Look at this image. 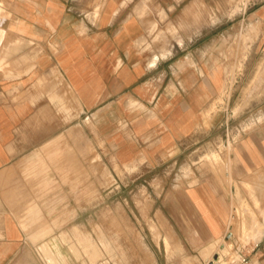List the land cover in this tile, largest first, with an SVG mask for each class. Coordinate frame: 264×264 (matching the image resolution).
Returning a JSON list of instances; mask_svg holds the SVG:
<instances>
[{
	"label": "crops",
	"instance_id": "crops-1",
	"mask_svg": "<svg viewBox=\"0 0 264 264\" xmlns=\"http://www.w3.org/2000/svg\"><path fill=\"white\" fill-rule=\"evenodd\" d=\"M219 1L231 6L0 0V264H102L99 225L90 231L74 209L80 192L101 189L102 160L177 165L190 144L222 125L220 117L229 119L244 80L264 78V0L239 12L241 26H207L186 48L160 41L174 16ZM246 22L257 32L247 57L239 33ZM255 116L235 145L232 173L253 176L254 212L264 208V109ZM236 185L210 181L179 195L194 208L189 222L203 224L197 244L205 253H214L232 205H246ZM257 245L252 264H264V233Z\"/></svg>",
	"mask_w": 264,
	"mask_h": 264
},
{
	"label": "rangeland",
	"instance_id": "rangeland-1",
	"mask_svg": "<svg viewBox=\"0 0 264 264\" xmlns=\"http://www.w3.org/2000/svg\"><path fill=\"white\" fill-rule=\"evenodd\" d=\"M230 2L229 8L219 1L213 7L198 5L195 14L174 16V24L169 20L160 28V41L165 45L177 41L186 48V40L203 34L207 26H241L243 16L239 12L253 1ZM251 26L246 22L244 30L239 31L245 57L253 54L249 45L257 35ZM246 69L250 70L246 74L252 75L254 65L248 64ZM262 71L264 75V68ZM241 87L244 93H235L228 107L229 119L220 117L218 124L223 121L222 125L190 144L191 149L184 151L177 165L164 160L159 164L122 166L115 159L102 160L101 189L80 192L76 203L81 205L74 208L84 215V225L90 231L99 225L102 264H234L241 252L250 253L252 259L253 249L264 233V208L256 206L254 212L249 205L253 199L258 204L252 190L253 176L236 180L232 173L237 165L235 145L253 129L252 119L264 109V95L257 94L264 91V78L255 83L247 78ZM222 103L223 98H219L213 109H221L218 105ZM210 181L228 188L243 186L238 197L246 205H232L230 220L214 245V253H205V248L198 245L202 240L197 239L204 232L203 224L189 222L194 208L187 202L180 203L179 195L185 194L182 190L186 187ZM227 193L235 198L231 190ZM254 225H258L259 232Z\"/></svg>",
	"mask_w": 264,
	"mask_h": 264
},
{
	"label": "built area",
	"instance_id": "built-area-1",
	"mask_svg": "<svg viewBox=\"0 0 264 264\" xmlns=\"http://www.w3.org/2000/svg\"><path fill=\"white\" fill-rule=\"evenodd\" d=\"M257 247L258 245L254 247L253 251H255ZM234 264H252L250 253L244 254V252H241Z\"/></svg>",
	"mask_w": 264,
	"mask_h": 264
},
{
	"label": "bare ground",
	"instance_id": "bare-ground-1",
	"mask_svg": "<svg viewBox=\"0 0 264 264\" xmlns=\"http://www.w3.org/2000/svg\"><path fill=\"white\" fill-rule=\"evenodd\" d=\"M256 222H257V221H256ZM258 223H259V222H258ZM258 223H257V224H258ZM261 227H262V226H261ZM254 228L256 229L257 232L260 231V228L258 227V225H254ZM262 230H263V229H262ZM262 234H263V233H262ZM262 234H261V236H262Z\"/></svg>",
	"mask_w": 264,
	"mask_h": 264
}]
</instances>
